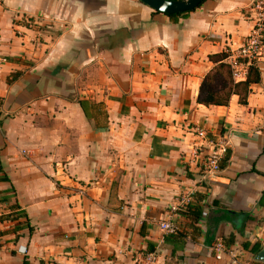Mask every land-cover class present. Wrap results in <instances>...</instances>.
Returning <instances> with one entry per match:
<instances>
[{
  "label": "crops",
  "instance_id": "crops-1",
  "mask_svg": "<svg viewBox=\"0 0 264 264\" xmlns=\"http://www.w3.org/2000/svg\"><path fill=\"white\" fill-rule=\"evenodd\" d=\"M252 1L0 0V264H262L264 51L246 104L198 100ZM197 129L228 144L205 180Z\"/></svg>",
  "mask_w": 264,
  "mask_h": 264
},
{
  "label": "built area",
  "instance_id": "built-area-1",
  "mask_svg": "<svg viewBox=\"0 0 264 264\" xmlns=\"http://www.w3.org/2000/svg\"><path fill=\"white\" fill-rule=\"evenodd\" d=\"M246 20L250 24V30L242 45L235 50L225 49L227 57L225 63L229 66L232 79L236 82L243 81L247 77L250 65L257 63L259 57L264 51V0H253L245 8ZM195 136L202 140L203 143L195 145L193 160L197 162L203 179L216 175L220 170L218 164L228 149V144L222 137L213 140L207 137L205 131L195 130ZM207 147H210L209 151ZM191 195L185 193L180 197L178 207L172 209L174 214L178 209L189 205ZM8 218L4 211L0 209V227L7 223ZM161 231L166 234H175L177 227L173 224L162 221L158 224ZM223 247V244H217L216 249ZM24 253L25 250H18ZM141 264H154L156 262V254L147 253L142 257Z\"/></svg>",
  "mask_w": 264,
  "mask_h": 264
},
{
  "label": "trees",
  "instance_id": "trees-1",
  "mask_svg": "<svg viewBox=\"0 0 264 264\" xmlns=\"http://www.w3.org/2000/svg\"><path fill=\"white\" fill-rule=\"evenodd\" d=\"M227 57L226 52H222L218 55H214L211 58L216 63L215 67L210 71L203 79L200 87L199 101L205 105H227L230 97L234 94L239 96V102L246 104V98L249 93V87L252 84H256L260 81L259 71L256 64L249 66L247 77L243 81L236 82L232 79L229 66L225 63ZM228 161V149L224 156L221 158L218 164V169L222 170V167ZM264 199V191L262 195ZM190 211L189 205L178 209L177 213L185 214ZM195 217H198L199 213H195ZM177 234V233H175ZM169 234V235H175ZM226 245H230L225 243ZM247 247L245 244L244 248Z\"/></svg>",
  "mask_w": 264,
  "mask_h": 264
},
{
  "label": "water",
  "instance_id": "water-1",
  "mask_svg": "<svg viewBox=\"0 0 264 264\" xmlns=\"http://www.w3.org/2000/svg\"><path fill=\"white\" fill-rule=\"evenodd\" d=\"M154 11L166 15H180L198 8L204 0H138ZM254 261L264 264V248L255 254Z\"/></svg>",
  "mask_w": 264,
  "mask_h": 264
}]
</instances>
